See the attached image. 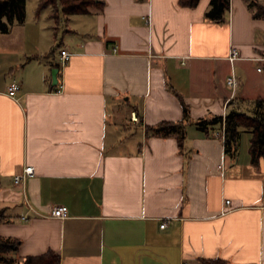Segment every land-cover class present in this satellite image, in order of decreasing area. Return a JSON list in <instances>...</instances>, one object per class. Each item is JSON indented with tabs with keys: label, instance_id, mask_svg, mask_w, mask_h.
Returning a JSON list of instances; mask_svg holds the SVG:
<instances>
[{
	"label": "crops",
	"instance_id": "obj_1",
	"mask_svg": "<svg viewBox=\"0 0 264 264\" xmlns=\"http://www.w3.org/2000/svg\"><path fill=\"white\" fill-rule=\"evenodd\" d=\"M27 1L24 21L0 33V236L19 240L12 256L264 264V160L250 162L252 133L242 129L231 160L217 125L194 124L224 114L233 96L264 97V19L246 0H229L221 21L205 16L210 0H102L70 14ZM61 48L71 54L58 67ZM183 104L182 142L146 135L145 125L181 119ZM25 164L34 174L14 183ZM60 204L66 216L50 215Z\"/></svg>",
	"mask_w": 264,
	"mask_h": 264
},
{
	"label": "trees",
	"instance_id": "obj_2",
	"mask_svg": "<svg viewBox=\"0 0 264 264\" xmlns=\"http://www.w3.org/2000/svg\"><path fill=\"white\" fill-rule=\"evenodd\" d=\"M198 0H179L184 6H193ZM26 0H0V33L7 32L14 23H22L25 18ZM252 15L264 19V3L256 0H246ZM229 0H210L205 16L208 19L221 21L224 19ZM102 0H40L38 8L46 5L53 6L54 14H70L89 12L92 7L100 9ZM224 116L215 115L211 118H199L194 124L197 128L208 130L210 125H217L221 129L223 122L224 152L235 160L242 129L252 133L249 146L250 162L257 165L260 158L264 160V97L258 96L250 100L231 97L227 101ZM188 109L183 104V116L178 120H161L155 124L145 125V133L157 136H174L182 142L189 124ZM6 214L0 209V221L5 220ZM17 238L0 236V262L5 264H59V255L51 250L38 255H26L21 260L11 253L17 250Z\"/></svg>",
	"mask_w": 264,
	"mask_h": 264
},
{
	"label": "built area",
	"instance_id": "obj_3",
	"mask_svg": "<svg viewBox=\"0 0 264 264\" xmlns=\"http://www.w3.org/2000/svg\"><path fill=\"white\" fill-rule=\"evenodd\" d=\"M147 22H149V19L146 18ZM113 51H116V47H113L112 49ZM70 52L67 51L64 48H61L59 50V59H58V67H62L64 66L70 56ZM239 57V50L235 47V46H230L229 52H228V56L227 59L229 60L230 64H231V70L229 75L226 77V84L229 85L230 87L233 88L236 85V76L232 67L233 61L235 59H237ZM260 66L257 67L258 70H260ZM19 88V83L16 80H11L7 86V93L8 95H10L11 97H15V93ZM61 89L58 88L56 91H60ZM233 91L231 92L232 95ZM225 114V113H224ZM224 114H222L224 116ZM130 120L132 121H139V117L136 114V112L134 110H132L130 112ZM216 136L220 137L222 140L224 139V130H223V122H222V126L221 129L219 131H217L215 133ZM223 164H220L219 167L222 168ZM34 174V167L31 164H25L22 169L19 172L14 173L13 175V182L14 183H20L22 182V180L30 175ZM229 203L230 200L229 199H224L222 201L221 207H220V213L224 214L226 213L229 208ZM67 214V206L60 204V205H56L54 207H52L51 211H50V215L54 216V217H59V218H63L65 217ZM165 222L160 223V226H164Z\"/></svg>",
	"mask_w": 264,
	"mask_h": 264
},
{
	"label": "rangeland",
	"instance_id": "obj_4",
	"mask_svg": "<svg viewBox=\"0 0 264 264\" xmlns=\"http://www.w3.org/2000/svg\"><path fill=\"white\" fill-rule=\"evenodd\" d=\"M33 6H35V0H28V1H27V8H28V10H29L30 8H32ZM44 12H45V10L42 11V13H44ZM221 126H222V125H221ZM15 258H16V257H15ZM16 259L21 260L20 257H17Z\"/></svg>",
	"mask_w": 264,
	"mask_h": 264
},
{
	"label": "water",
	"instance_id": "obj_5",
	"mask_svg": "<svg viewBox=\"0 0 264 264\" xmlns=\"http://www.w3.org/2000/svg\"><path fill=\"white\" fill-rule=\"evenodd\" d=\"M58 71V68L57 67H53L52 70H51V75H52V80H53V83L56 82V73Z\"/></svg>",
	"mask_w": 264,
	"mask_h": 264
}]
</instances>
